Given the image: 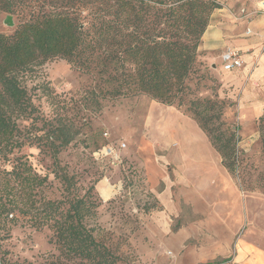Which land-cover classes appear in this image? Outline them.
I'll return each mask as SVG.
<instances>
[{
  "label": "trees",
  "instance_id": "16d2710c",
  "mask_svg": "<svg viewBox=\"0 0 264 264\" xmlns=\"http://www.w3.org/2000/svg\"><path fill=\"white\" fill-rule=\"evenodd\" d=\"M218 8L219 0H0V17L18 20L11 34L0 33V160L7 163L15 151L35 148L49 159L63 190L58 200L42 195L49 175L36 172L30 155L15 157L10 170L0 169V264H30L12 259L6 247L16 225L51 231L57 254L45 264H129L89 223L99 206L92 187L84 195L73 193L77 182L59 162L104 100L146 95L182 110L239 188L264 193V168L258 171L238 151L236 129L222 120L223 103L190 99L186 85ZM52 59L91 76L94 85L79 99L63 98L48 82L28 87L29 77ZM43 98L47 115L38 103ZM256 126L264 162V111Z\"/></svg>",
  "mask_w": 264,
  "mask_h": 264
},
{
  "label": "rangeland",
  "instance_id": "374dc122",
  "mask_svg": "<svg viewBox=\"0 0 264 264\" xmlns=\"http://www.w3.org/2000/svg\"><path fill=\"white\" fill-rule=\"evenodd\" d=\"M226 1L220 0L223 3L221 10L214 12L220 14L218 20L226 23L223 31L229 32L233 24H245L237 34L223 41L213 59H207L205 51H198L197 63L186 85L190 99L208 98L223 103L222 120L236 129L238 151L259 171L264 168L256 126L264 111V29L254 31L249 26V17H239L235 7L227 8ZM255 13V19H262L264 8H257ZM6 17H0V33L11 34L18 20L11 16L9 24ZM247 28L251 31L246 32ZM228 49L239 51L242 60L241 67L232 71H225L221 60ZM45 82L56 94L63 98L74 96V99H79L94 85L91 76L76 71L62 59L46 61L29 77L27 85L33 87ZM38 103L41 111L49 114L48 102L43 98ZM101 105L100 112L92 115L90 126L59 154L60 166L77 182L73 193L84 195L92 187L89 192L99 206L95 218L89 223L101 230L112 249L125 257L129 264H171V253L159 249L150 233V224L161 205L149 190L139 155L143 145L152 137L146 129L147 116L157 114L152 106L162 104L146 95H138L104 100ZM176 110L183 114L182 110ZM71 113L74 114L75 110ZM122 144L124 148H121ZM109 147L112 152L108 151ZM20 155H30L28 159L36 172L49 175L42 195L51 200L60 199L63 190L50 173L51 162L47 157L38 156L37 149L25 147L20 152L15 151L9 156V162L0 160V169L10 170L11 162ZM224 171L229 180L227 187L223 188L225 201L220 205L229 225L236 228L232 256L237 242L248 249L244 259H254L253 253L264 252V193L241 190L236 179L226 169ZM192 211V207L184 202L176 205L177 218L172 219V229L196 222ZM50 239L51 231L46 228L37 231L16 225L10 229L6 247L14 260L45 264L48 255L57 254ZM255 261L259 264L258 259Z\"/></svg>",
  "mask_w": 264,
  "mask_h": 264
},
{
  "label": "crops",
  "instance_id": "0c3cea01",
  "mask_svg": "<svg viewBox=\"0 0 264 264\" xmlns=\"http://www.w3.org/2000/svg\"><path fill=\"white\" fill-rule=\"evenodd\" d=\"M245 1L227 0L226 6L229 10L235 7L239 17L248 16L254 31L264 29V17L254 18L255 10L264 8V1ZM222 4L219 0L215 11H220ZM214 12L198 47L199 52H206L209 60L214 58L223 41L237 34L245 24H233L225 33L226 23L218 20L220 14ZM225 17L232 19L229 15ZM250 31L247 28L246 32ZM152 109L157 114L147 116L145 123L152 137L139 155L149 190L161 205L150 224L157 247L171 253V264H256L255 259L264 264V252L256 251L254 259L246 261L244 255L248 249L237 242L232 256L236 228L229 225L220 205L225 201L223 188L227 187L229 177L206 135L174 107L154 105ZM181 202L192 207L196 222L172 229V219L177 218L176 205Z\"/></svg>",
  "mask_w": 264,
  "mask_h": 264
},
{
  "label": "built area",
  "instance_id": "2783aa9c",
  "mask_svg": "<svg viewBox=\"0 0 264 264\" xmlns=\"http://www.w3.org/2000/svg\"><path fill=\"white\" fill-rule=\"evenodd\" d=\"M222 65L223 69L225 71H232L235 68H239L242 65L241 56L239 54V51L234 49H228L225 53L222 55ZM121 148H124L125 145H120ZM109 152H112V148H108Z\"/></svg>",
  "mask_w": 264,
  "mask_h": 264
},
{
  "label": "water",
  "instance_id": "95a60500",
  "mask_svg": "<svg viewBox=\"0 0 264 264\" xmlns=\"http://www.w3.org/2000/svg\"><path fill=\"white\" fill-rule=\"evenodd\" d=\"M10 19H11V16L6 17V22H8L9 24H11Z\"/></svg>",
  "mask_w": 264,
  "mask_h": 264
}]
</instances>
